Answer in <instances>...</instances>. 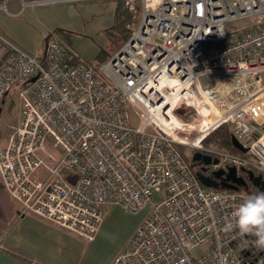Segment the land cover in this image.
Returning <instances> with one entry per match:
<instances>
[{"label": "built area", "instance_id": "obj_1", "mask_svg": "<svg viewBox=\"0 0 264 264\" xmlns=\"http://www.w3.org/2000/svg\"><path fill=\"white\" fill-rule=\"evenodd\" d=\"M123 1L136 22L97 70L53 32L40 55L0 39V101L21 82L22 103L0 146V184L25 211L88 239L109 204H149L110 264H264L254 237L225 231L251 194L202 185L180 149L216 158L211 171L264 178V0ZM223 124L245 152L203 145Z\"/></svg>", "mask_w": 264, "mask_h": 264}, {"label": "rangeland", "instance_id": "obj_2", "mask_svg": "<svg viewBox=\"0 0 264 264\" xmlns=\"http://www.w3.org/2000/svg\"><path fill=\"white\" fill-rule=\"evenodd\" d=\"M35 1L43 0H0V39L29 54L40 55L47 35L56 28H62L70 32L71 48L84 61L99 63L101 50L109 53L114 50L106 29L113 24L116 0ZM135 22L134 19L133 24ZM248 22L227 23L226 26L233 29V26ZM239 32L242 31L239 29ZM12 88L0 101V137L10 135L22 114L18 95L20 87L14 85ZM190 112V108L181 107L178 114L186 120ZM129 120L132 127L140 125L139 119L133 117L131 112ZM179 134L187 137L194 135L181 131ZM180 149L185 156L191 157L192 147L180 145ZM152 199L158 200L155 195ZM149 211V204L137 211L109 204L103 210L100 225L92 238L63 230L62 264L65 258L69 264H110L123 251Z\"/></svg>", "mask_w": 264, "mask_h": 264}, {"label": "crops", "instance_id": "obj_3", "mask_svg": "<svg viewBox=\"0 0 264 264\" xmlns=\"http://www.w3.org/2000/svg\"><path fill=\"white\" fill-rule=\"evenodd\" d=\"M7 137H0V146ZM63 230L25 211L0 184V264H62Z\"/></svg>", "mask_w": 264, "mask_h": 264}, {"label": "trees", "instance_id": "obj_4", "mask_svg": "<svg viewBox=\"0 0 264 264\" xmlns=\"http://www.w3.org/2000/svg\"><path fill=\"white\" fill-rule=\"evenodd\" d=\"M134 19L132 17V12H130L127 7L124 5L123 0H116V4L114 7V20L112 26L106 29V35L109 38V41L114 46V50L112 52H105L101 50L98 56L99 63H86L92 65L94 69H98V65L105 60H107L109 57H111L120 47L121 45L128 39V37L131 34V28L130 25L133 24ZM53 33H57L61 35L59 38L62 40L63 43L67 44L71 48L70 43V32L62 29V28H56ZM49 35V34H48ZM47 35V36H48ZM72 49V48H71ZM74 51V50H73ZM75 52V51H74ZM76 53V52H75ZM77 54V53H76ZM17 87L21 86V82L16 84ZM13 89V88H12ZM11 89V90H12ZM231 129L228 124H223L216 128L215 130L211 131L209 135H207L202 143L205 146H209L212 144H216L219 147L225 148L230 151L239 152L237 149H235L231 144ZM183 153V152H182ZM183 157L185 161L188 162L189 166L193 170L194 173H196V169L193 167L196 163L191 160V157H187L183 154ZM203 173V171H201ZM245 178L247 176L245 175ZM238 189L245 190L250 194H258L260 193V190L258 187L251 184L250 181L247 180V182L244 185L239 186ZM253 248V247H252ZM256 253H259L260 250L255 251Z\"/></svg>", "mask_w": 264, "mask_h": 264}, {"label": "clouds", "instance_id": "obj_5", "mask_svg": "<svg viewBox=\"0 0 264 264\" xmlns=\"http://www.w3.org/2000/svg\"><path fill=\"white\" fill-rule=\"evenodd\" d=\"M231 218L225 224V231L254 237L255 247L264 251V192L249 195L233 209Z\"/></svg>", "mask_w": 264, "mask_h": 264}, {"label": "water", "instance_id": "obj_6", "mask_svg": "<svg viewBox=\"0 0 264 264\" xmlns=\"http://www.w3.org/2000/svg\"><path fill=\"white\" fill-rule=\"evenodd\" d=\"M33 77L31 80H34ZM231 144L232 146L237 149L238 151L245 152L246 148L241 145V143L237 140V138L231 134ZM191 160L194 162H199L204 165H208L211 162L217 163L216 158H211L208 154H203L199 151H194L191 154ZM202 169V168H201ZM241 171L245 172L248 180L251 182L252 185L259 188L260 192H264V178H262L261 174H255L250 169L241 168ZM238 169L235 166H228L226 169L219 168L213 171V175L215 178L220 179L217 181L215 178L211 177L210 175L204 174L201 171H196L197 179L200 183L206 187L210 188H231V189H238L239 186L244 185L245 179L238 175ZM222 176V177H221Z\"/></svg>", "mask_w": 264, "mask_h": 264}, {"label": "flooded vegetation", "instance_id": "obj_7", "mask_svg": "<svg viewBox=\"0 0 264 264\" xmlns=\"http://www.w3.org/2000/svg\"><path fill=\"white\" fill-rule=\"evenodd\" d=\"M196 163V162H195ZM196 170L199 171H203L204 174L210 175L211 177L215 178L213 175V171H211V169L209 168V165H204L202 163L197 162L194 166H193ZM202 168V169H201ZM238 175L242 176L245 179V182H247L248 178H245V172L239 170L238 171ZM222 177V176H221ZM217 181H220V179L215 178ZM249 181V180H248Z\"/></svg>", "mask_w": 264, "mask_h": 264}, {"label": "bare ground", "instance_id": "obj_8", "mask_svg": "<svg viewBox=\"0 0 264 264\" xmlns=\"http://www.w3.org/2000/svg\"><path fill=\"white\" fill-rule=\"evenodd\" d=\"M167 105H168V103H167ZM190 141H185V143H189Z\"/></svg>", "mask_w": 264, "mask_h": 264}]
</instances>
